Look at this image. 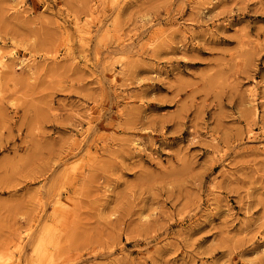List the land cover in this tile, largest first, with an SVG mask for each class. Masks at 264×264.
<instances>
[{
    "label": "rangeland",
    "instance_id": "1",
    "mask_svg": "<svg viewBox=\"0 0 264 264\" xmlns=\"http://www.w3.org/2000/svg\"><path fill=\"white\" fill-rule=\"evenodd\" d=\"M0 264H264V0H0Z\"/></svg>",
    "mask_w": 264,
    "mask_h": 264
}]
</instances>
